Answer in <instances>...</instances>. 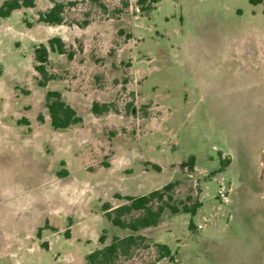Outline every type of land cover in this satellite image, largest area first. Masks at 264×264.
<instances>
[{
    "label": "rangeland",
    "instance_id": "obj_1",
    "mask_svg": "<svg viewBox=\"0 0 264 264\" xmlns=\"http://www.w3.org/2000/svg\"><path fill=\"white\" fill-rule=\"evenodd\" d=\"M57 1L61 26L37 20L48 0L0 18V264H85L102 230L130 233L104 202L172 181L201 206L164 208L114 264H264V0ZM52 36L72 57L50 50L40 86L33 48ZM51 89L79 122L51 127Z\"/></svg>",
    "mask_w": 264,
    "mask_h": 264
},
{
    "label": "trees",
    "instance_id": "obj_2",
    "mask_svg": "<svg viewBox=\"0 0 264 264\" xmlns=\"http://www.w3.org/2000/svg\"><path fill=\"white\" fill-rule=\"evenodd\" d=\"M156 0H136V4L142 11H149L153 8V3ZM251 4L261 3L263 0H248ZM51 5L37 12V20L48 25H59L65 23L64 11L66 4L57 0H49ZM35 0H3L0 3V18L7 17L12 11L22 7H34ZM85 23V22H84ZM65 42L60 36H52L45 43H39L33 48L34 54V69L38 73V84L45 86L47 81L54 78L53 74L48 73L46 64L48 61L49 51L66 55L71 58L72 53L66 50ZM44 106L47 108L50 125L53 129H64L81 120L75 109L62 99L61 93L58 90H47L44 95ZM108 103H99L93 101L91 111L94 114H101L108 111ZM228 160H220L219 171L223 169ZM154 169H158V165L151 164ZM181 166H187L188 169L194 168V157L189 156L188 161L181 162ZM176 181L168 182L160 188L153 189L145 194L120 195L116 197L124 199L126 202L118 204L114 207L109 203L102 204V210L106 218L115 226L128 229L130 233L124 236H113L108 243H105V230L98 236V241L102 246L95 248L85 256V264H114L119 257H129L133 250L140 245L148 246L146 236L135 233L138 230L150 226H156L160 221L161 214L164 208H167L171 213L185 212L194 214L201 206L200 200L197 198L192 200L191 195H187L183 200L177 203L172 196L173 187ZM192 225L189 222V226ZM65 235L69 233L65 230ZM40 235V228L37 231ZM157 256L156 259L168 257L172 259V253L168 245L164 243L154 244ZM150 264H153L151 262Z\"/></svg>",
    "mask_w": 264,
    "mask_h": 264
},
{
    "label": "crops",
    "instance_id": "obj_3",
    "mask_svg": "<svg viewBox=\"0 0 264 264\" xmlns=\"http://www.w3.org/2000/svg\"><path fill=\"white\" fill-rule=\"evenodd\" d=\"M48 1H49V0H48ZM50 5H51V3H50ZM50 5H48L46 8H48ZM46 8H45V9H46ZM16 10H17V9H16ZM61 25H62V24H59V25H56V26H61Z\"/></svg>",
    "mask_w": 264,
    "mask_h": 264
}]
</instances>
